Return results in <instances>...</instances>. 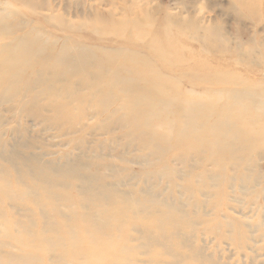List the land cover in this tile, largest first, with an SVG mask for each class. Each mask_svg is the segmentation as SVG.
Returning a JSON list of instances; mask_svg holds the SVG:
<instances>
[{
    "label": "rangeland",
    "instance_id": "obj_1",
    "mask_svg": "<svg viewBox=\"0 0 264 264\" xmlns=\"http://www.w3.org/2000/svg\"><path fill=\"white\" fill-rule=\"evenodd\" d=\"M253 2L0 0V264H264Z\"/></svg>",
    "mask_w": 264,
    "mask_h": 264
},
{
    "label": "bare ground",
    "instance_id": "obj_2",
    "mask_svg": "<svg viewBox=\"0 0 264 264\" xmlns=\"http://www.w3.org/2000/svg\"><path fill=\"white\" fill-rule=\"evenodd\" d=\"M232 3H238L240 0H231ZM250 6H248V9H247V5H243L242 9L243 11H247V13H250L251 15H254L255 14V11H254V2L253 0H250ZM240 15V13H239Z\"/></svg>",
    "mask_w": 264,
    "mask_h": 264
}]
</instances>
